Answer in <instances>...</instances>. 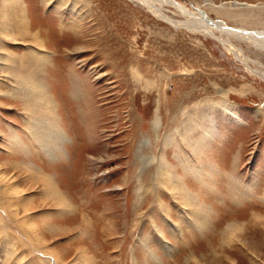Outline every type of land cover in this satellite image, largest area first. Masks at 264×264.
Segmentation results:
<instances>
[{
  "label": "rangeland",
  "instance_id": "rangeland-1",
  "mask_svg": "<svg viewBox=\"0 0 264 264\" xmlns=\"http://www.w3.org/2000/svg\"><path fill=\"white\" fill-rule=\"evenodd\" d=\"M175 1L264 33V0ZM189 19L0 0V264H264V48Z\"/></svg>",
  "mask_w": 264,
  "mask_h": 264
},
{
  "label": "bare ground",
  "instance_id": "bare-ground-1",
  "mask_svg": "<svg viewBox=\"0 0 264 264\" xmlns=\"http://www.w3.org/2000/svg\"><path fill=\"white\" fill-rule=\"evenodd\" d=\"M161 2L170 4L174 6L175 8H177V10H180L184 15L190 17L189 22L191 21L190 23L192 25L197 26L198 30L203 31L204 33L206 31L210 36H213L214 38H218L216 36V32H219L221 34L234 35L238 38H241L247 41L252 39V41L254 43H257L259 47L264 48V44H263L264 43V33H253V32L243 30V29L230 28L226 26L225 23L223 22H215L211 20L209 16L203 10L198 9L196 11H190L189 9L182 6L180 3L176 2L175 0H161ZM150 6L153 7L152 4ZM155 12L157 13V15L159 14L163 20L173 23L171 19L168 18L165 14L161 13L158 8Z\"/></svg>",
  "mask_w": 264,
  "mask_h": 264
}]
</instances>
